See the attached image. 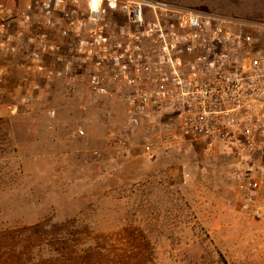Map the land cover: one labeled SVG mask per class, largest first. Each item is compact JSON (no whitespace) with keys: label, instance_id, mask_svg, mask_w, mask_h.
<instances>
[{"label":"rangeland","instance_id":"1","mask_svg":"<svg viewBox=\"0 0 264 264\" xmlns=\"http://www.w3.org/2000/svg\"><path fill=\"white\" fill-rule=\"evenodd\" d=\"M150 1L264 20V0ZM18 79L0 94V264H264V153L163 147L162 119L131 131L119 98L65 82L11 115Z\"/></svg>","mask_w":264,"mask_h":264},{"label":"built area","instance_id":"2","mask_svg":"<svg viewBox=\"0 0 264 264\" xmlns=\"http://www.w3.org/2000/svg\"><path fill=\"white\" fill-rule=\"evenodd\" d=\"M12 70L11 115L65 82L91 101L119 98L131 131L162 119L163 147L204 142L241 164L264 153V20L150 0H103L96 13L89 0H0V94ZM142 147L153 156L149 139Z\"/></svg>","mask_w":264,"mask_h":264},{"label":"clouds","instance_id":"3","mask_svg":"<svg viewBox=\"0 0 264 264\" xmlns=\"http://www.w3.org/2000/svg\"><path fill=\"white\" fill-rule=\"evenodd\" d=\"M103 3V0H89V7L93 13H96L99 11L101 4ZM109 7L112 9L116 8V0H109Z\"/></svg>","mask_w":264,"mask_h":264}]
</instances>
